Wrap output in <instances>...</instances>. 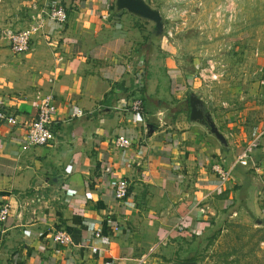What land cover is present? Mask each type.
Segmentation results:
<instances>
[{"label":"crops","instance_id":"obj_1","mask_svg":"<svg viewBox=\"0 0 264 264\" xmlns=\"http://www.w3.org/2000/svg\"><path fill=\"white\" fill-rule=\"evenodd\" d=\"M114 2L73 0L68 23L47 30L51 52L29 55L40 65L31 86L1 88L7 94L0 103L21 125L0 124V204L12 205L0 225V264H134L148 248L202 232L207 203L223 190L214 165L231 173L225 189L239 194L241 208L264 211V118L245 148L223 147L202 127L173 120L166 104L183 108L186 87L167 83L181 76L164 73L163 64L156 75L149 69L154 44L165 37L154 40L153 24L116 13ZM39 4L0 0V26L22 28ZM42 42L35 37L32 50ZM17 91L25 96L9 95ZM145 95L159 100L147 113L115 110ZM45 96L60 119L56 139L26 148L24 124ZM78 109L87 115L69 120ZM118 138L131 145L117 146ZM122 179L129 192L118 201ZM58 232L70 233L74 244H55Z\"/></svg>","mask_w":264,"mask_h":264},{"label":"rangeland","instance_id":"obj_2","mask_svg":"<svg viewBox=\"0 0 264 264\" xmlns=\"http://www.w3.org/2000/svg\"><path fill=\"white\" fill-rule=\"evenodd\" d=\"M148 1L161 10L167 32L154 44L149 69L155 74L163 64L164 73L169 70L172 76L175 70L181 76L167 85L186 87L183 112L176 117L189 123L187 100L193 91L207 102L230 148L248 146L264 118V0ZM25 19L22 28L29 16ZM6 28L0 26V95L7 94L1 90L5 85L31 86L40 65L29 55L40 59L53 48L42 42L25 56L13 55L4 38ZM15 93L9 95L25 96ZM225 188L207 203L202 232H187L152 252L148 248V256H139L134 264H264V211L251 215L241 208L239 194Z\"/></svg>","mask_w":264,"mask_h":264},{"label":"built area","instance_id":"obj_3","mask_svg":"<svg viewBox=\"0 0 264 264\" xmlns=\"http://www.w3.org/2000/svg\"><path fill=\"white\" fill-rule=\"evenodd\" d=\"M39 5L35 7L34 13L27 22V26L21 29L7 27L4 30V38L7 40L10 51L13 55H26L32 50L35 37L42 38L46 43L52 44V38L47 32L52 25L58 27L65 26L69 21V10L66 5L67 0H39ZM167 33V32H166ZM115 110L122 112H131L141 114L143 110L142 100H134L127 104L122 102L115 107ZM87 114L84 110L78 109L73 112L69 120L85 117ZM60 123L57 108L51 97L45 96L38 103V111L35 119L25 125V137L23 145L26 148L43 147L51 144L56 139V128ZM0 124L11 127L21 125L20 120L14 114H10L4 103H0ZM116 145L119 147H128L131 143L125 138H118ZM214 172L221 187H224L230 180L231 173L224 171L220 166H213ZM129 182L120 180L115 187V199L124 200L129 192ZM12 205L8 202L0 204V225H5L10 217ZM203 212V210H202ZM55 244L62 246H72L74 244L73 236L67 232H58L54 237ZM154 248L151 249V252Z\"/></svg>","mask_w":264,"mask_h":264},{"label":"water","instance_id":"obj_4","mask_svg":"<svg viewBox=\"0 0 264 264\" xmlns=\"http://www.w3.org/2000/svg\"><path fill=\"white\" fill-rule=\"evenodd\" d=\"M72 2L73 0H69ZM115 12H127L145 22L154 25L152 30V37L161 40L165 35L164 17L159 8L152 6L147 0H115ZM202 105L207 106V102L197 95L195 92L190 93V106L191 113L189 121L193 125H197L205 129L209 136L214 137L223 147H229L227 137L219 129L214 117L213 112L208 108V113L204 115L203 111L199 108ZM107 111H111L108 109ZM260 224L261 222L258 221ZM176 264H197L196 262H181Z\"/></svg>","mask_w":264,"mask_h":264},{"label":"trees","instance_id":"obj_5","mask_svg":"<svg viewBox=\"0 0 264 264\" xmlns=\"http://www.w3.org/2000/svg\"><path fill=\"white\" fill-rule=\"evenodd\" d=\"M111 7H112V9L114 10L115 9V6H114V3H112V5H111ZM146 87H147V85L146 84H144V89H146ZM148 88V87H147ZM142 104H143V110H142V114L144 113H147L148 112V110H149V104H151V102H154L155 101V104L157 103V104H159V100H156L155 98H151V97H149V96H147V95H145V96H143L142 97ZM187 102H189V100H187ZM163 103H165V102H163ZM166 106H167V109H168V111L170 112V115L171 116H174L173 117V120L176 118V116L179 114V113H182L183 112V108H178V106L175 104H173V105H168V104H166ZM170 115H169V117H170ZM166 117H168V115H166ZM166 122V121H165Z\"/></svg>","mask_w":264,"mask_h":264},{"label":"flooded vegetation","instance_id":"obj_6","mask_svg":"<svg viewBox=\"0 0 264 264\" xmlns=\"http://www.w3.org/2000/svg\"><path fill=\"white\" fill-rule=\"evenodd\" d=\"M188 100H189V102H188V110H189V117H190V113H191L190 97H189ZM199 108L203 111L204 115L208 113V108H207L206 105H202V106H200ZM189 262H190V261H189ZM191 262H192V261H191Z\"/></svg>","mask_w":264,"mask_h":264}]
</instances>
